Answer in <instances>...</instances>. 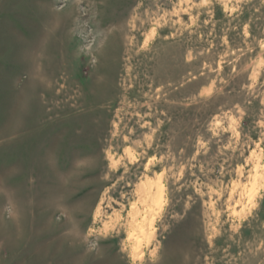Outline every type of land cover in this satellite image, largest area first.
<instances>
[{
	"label": "rangeland",
	"instance_id": "obj_1",
	"mask_svg": "<svg viewBox=\"0 0 264 264\" xmlns=\"http://www.w3.org/2000/svg\"><path fill=\"white\" fill-rule=\"evenodd\" d=\"M0 264H264V0H0Z\"/></svg>",
	"mask_w": 264,
	"mask_h": 264
}]
</instances>
